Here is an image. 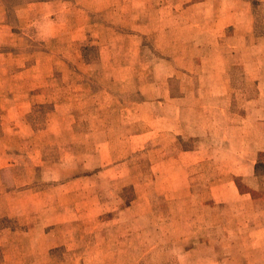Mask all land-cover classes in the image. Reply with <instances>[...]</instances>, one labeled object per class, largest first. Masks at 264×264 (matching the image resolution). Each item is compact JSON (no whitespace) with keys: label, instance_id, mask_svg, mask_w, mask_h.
Masks as SVG:
<instances>
[{"label":"rangeland","instance_id":"obj_1","mask_svg":"<svg viewBox=\"0 0 264 264\" xmlns=\"http://www.w3.org/2000/svg\"><path fill=\"white\" fill-rule=\"evenodd\" d=\"M20 3L23 0H3L8 25L17 24L13 11ZM259 11L264 12V7ZM17 34L19 39L11 51L19 56L0 68V76L4 77L0 79V93H11V82L6 80L11 72L27 71V63L33 59L41 64L37 72L44 71V53L60 55V49L46 47L35 27ZM67 51L74 54V50ZM98 55L96 44L82 48V57L87 61ZM79 73L71 67L63 84L53 81L58 95H44L39 81L31 100L0 95V154L14 153L13 161L7 157L0 161V166L6 165L0 167V188L13 191L4 201V217L0 220V264H264L262 124L257 129L258 138L249 145L254 156L257 150L258 159L240 162L248 175L236 176L242 172L240 163L230 159L236 156L232 149L253 140L255 130L231 125L245 119L246 97L241 100L229 95L215 103L229 111L228 118L213 111L222 132L218 145L213 140L206 144L211 152L205 161L190 166L189 176L186 167L184 172L179 170L171 150L162 151L156 144L142 150L134 141L120 143L122 131L109 114L100 117H108L114 129L101 126L94 141L105 139V130L110 132L111 158L105 146L91 143L90 129L49 128V119L57 120L50 113L61 94H67L62 97L67 108L80 110L79 115L84 110L76 109L80 102L90 106L88 98L75 97V93H85L76 89L81 84L76 83ZM61 87L64 92L59 91ZM22 88L20 81V92ZM138 100V95H119L111 104L117 108ZM16 102L24 111H7ZM81 117L90 120L92 114L86 112ZM139 127L132 124L123 132H135ZM11 163L18 164L7 167ZM232 181L241 195L248 194L229 203L215 199L220 188L230 195ZM30 182L53 188L69 183L82 186L83 192L76 196L72 189L60 206L57 201L62 193L42 190L41 201L47 196L49 207L54 206L33 212L29 209V194L22 192ZM59 213L62 216L56 217Z\"/></svg>","mask_w":264,"mask_h":264},{"label":"crops","instance_id":"obj_2","mask_svg":"<svg viewBox=\"0 0 264 264\" xmlns=\"http://www.w3.org/2000/svg\"><path fill=\"white\" fill-rule=\"evenodd\" d=\"M68 1L23 0L13 11L18 18L13 26L6 23L7 13L3 0H0L1 69L19 56L11 49L19 39L17 33L27 27L38 29L48 49H60L59 57L52 55L51 51L44 53V71L37 72L41 64L33 59L27 63V71L11 72L6 79L11 82V93L0 95L31 100L37 81L41 82L44 95H58L55 91L57 84L53 81H60L59 86L63 84L68 69L72 67L80 72L76 83L81 84L76 85V89L85 90V93H75V97L88 98L90 106L80 102L76 109L84 110L79 115L80 110L67 108L62 98L67 94H61L50 113L57 120L50 118L49 128L90 129L91 143L105 146L111 158L113 139L110 132L105 130V139L94 141L101 126L110 131L114 129L115 124L111 125L112 121L107 120L111 115L122 131L120 143L134 141L142 150L151 144L160 145L162 151L171 150L172 158L179 163V170L184 172L187 169L188 175L190 166L207 159L211 151L206 144L213 140L218 145L217 138L222 132L217 126L216 115L212 114L213 111L219 116L224 113L223 119L227 120L229 111L215 103L224 101L229 95L241 100L245 96V119L230 123L234 128H251L255 132L251 134V144L245 142L247 147L243 143L231 150L236 156L230 159L238 163L258 159L257 150L254 156L249 145L258 138L260 125L264 126V12L259 11L264 7V0ZM89 44L97 45L99 55L87 61L82 57V48ZM66 49L74 50V54ZM55 70L60 73L57 75ZM20 81L23 84L21 92ZM59 91L64 92V87ZM119 95H138L140 100L115 108L111 102ZM234 103L240 105L235 100ZM22 110L20 103L16 102L7 111L18 113ZM86 112H91L90 120L81 117ZM100 114L109 115L101 118ZM105 122L107 125L102 124ZM132 124L140 127L135 132L124 133ZM177 145L183 147L178 149ZM4 152L0 154V161L6 157L14 160V153ZM17 164L11 163L7 167H16ZM240 166L242 170L243 163ZM237 175L247 176L248 173L242 170ZM72 189L76 196L83 192L82 186L69 183L53 188L31 182L22 192L29 194V209L34 212L54 206L49 207L47 196L41 201L42 190L62 193L57 201L61 206ZM217 191L220 194L215 195V199L227 203L248 194L241 195L234 181L231 182L230 195L222 188ZM12 193L10 189L0 188V220L4 217V201ZM39 202L44 207L39 206ZM1 233L3 230L0 229Z\"/></svg>","mask_w":264,"mask_h":264},{"label":"trees","instance_id":"obj_3","mask_svg":"<svg viewBox=\"0 0 264 264\" xmlns=\"http://www.w3.org/2000/svg\"><path fill=\"white\" fill-rule=\"evenodd\" d=\"M258 175L260 176L261 174H260V173H258Z\"/></svg>","mask_w":264,"mask_h":264}]
</instances>
